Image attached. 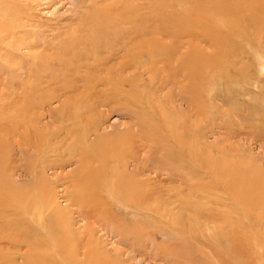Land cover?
Masks as SVG:
<instances>
[{
  "label": "rangeland",
  "instance_id": "374dc122",
  "mask_svg": "<svg viewBox=\"0 0 264 264\" xmlns=\"http://www.w3.org/2000/svg\"><path fill=\"white\" fill-rule=\"evenodd\" d=\"M97 1L0 0L8 26L0 27V264H235L239 255L264 264V55L250 48L248 30L216 42L227 28L215 19L207 37L200 0ZM106 4L134 7L131 21L152 29L141 42L153 39L151 68L147 47L137 49L136 69L129 55L81 56L85 47L121 51L107 23L97 26L114 16ZM20 38L36 42L35 54L14 48ZM193 52L205 61L196 89L178 68L187 55L201 62ZM96 59L121 84H83ZM130 123L133 137L107 140L103 156L94 150L89 168L79 164L86 131L93 141ZM26 132L41 135L39 149ZM184 243L193 258L175 254Z\"/></svg>",
  "mask_w": 264,
  "mask_h": 264
},
{
  "label": "bare ground",
  "instance_id": "6f19581e",
  "mask_svg": "<svg viewBox=\"0 0 264 264\" xmlns=\"http://www.w3.org/2000/svg\"><path fill=\"white\" fill-rule=\"evenodd\" d=\"M5 1H7V0H5ZM9 1V0H8ZM99 2H100V0H98ZM97 1V2H98ZM108 1H111V0H108ZM123 1V0H122ZM136 1V0H135ZM3 2V1H2ZM81 2V1H80ZM96 2V3H97ZM103 2V1H102ZM106 2V1H105ZM112 3V2H111ZM125 3H126V1H125ZM128 3V2H127ZM131 3V2H130ZM129 3V4H130ZM200 5L202 6V8H203V12L202 13H200L201 14V17H198V20L199 21H203V22H205V24L207 25V23H209L210 22V20H212V19H215V20H217V21H219V22H224V28L226 27L227 28V32H225V34H219L218 36H216L217 37V39H215L216 40V42L218 41L219 43H220V41H223V40H226L227 38H231V37H233V34L230 32V31H234L239 37H246L247 36V30H248V32L250 33L249 34V37H248V39H249V44H250V48H252L253 49V51L255 52V51H257V52H260V53H258V54H262V55H264L263 53H261V51H262V49H264V0H200ZM79 4V3H78ZM99 4V3H98ZM0 5H1V3H0ZM83 5H85V4H83ZM131 5V4H130ZM130 5H126V6H124V7H122L121 8V12H117V10H116V12H114V8L112 9V5H110V4H106L105 5V9H104V11H103V13L105 12V14H113L114 16H112V17H110L109 18V20L107 21V20H104V19H102V20H98L97 19V23H98V25H97V23H96V25L98 26V27H100L99 25H101L102 23H107L106 25L107 26H105V36L107 37V38H109V39H111V43L112 42H117V43H119L118 45H119V48H120V50L122 51H119L118 50V48L116 49L117 50V53H116V51H115V48L116 47H114L113 48V46H111V48L112 49H110V48H108L107 46H104V50H100L99 48V51H97L95 48H94V50H92V48H89V50H90V53H89V55L86 53V50H87V47H85V48H81V56H87V57H90L92 54H94L96 57H99V55L101 56V55H104V53L107 51V53L104 55V56H102V58H105V59H110L113 55H115V56H117V55H119V54H123V56H130L131 58H130V61L132 62L131 64H132V66L136 69V67L138 66V62H139V57H140V55H141V53L139 52V51H141V49L142 48H144V47H147V51H148V53H149V57L151 58L150 59V65H149V68H151L152 66H153V63L155 62V57H154V50H153V47H152V44H150V42L152 43V40H151V38H150V42H145L146 44H144L143 46H141L142 45V40L144 39V35L146 36V33L148 32V35L152 32V29L151 28H148V29H146V27H145V25H144V23H142L141 22V24L137 21H135V22H132L131 21V17H133V15L136 13V11L134 12V7H130ZM95 6V5H94ZM93 6V7H94ZM132 6H133V4H132ZM135 6V5H134ZM216 8H215V7ZM100 7V6H99ZM96 8V7H95ZM209 8V9H208ZM11 9V8H10ZM117 9V8H116ZM138 9V8H137ZM205 9H206V11H205ZM8 10V9H7ZM6 10V11H7ZM98 10V9H97ZM132 10H133V12H132ZM4 11H5V8H4ZM4 11H2V12H4ZM10 11V10H9ZM18 11H19V9H18ZM91 11V10H90ZM100 11V10H99ZM209 11H211V12H209ZM214 11V12H213ZM11 12V11H10ZM17 12V11H16ZM28 12H30V11H28ZM93 13V12H92ZM91 13V14H92ZM97 13V12H96ZM4 14L5 15H7V12H5V13H0V27H1V30L3 31V29L4 30H8V26H6V23H4V18H5V16H4ZM12 14H13V12H12ZM16 14V13H15ZM93 15V14H92ZM3 16H4V18H3ZM10 16V15H9ZM8 16V17H9ZM12 16V15H11ZM14 16V15H13ZM12 16V17H13ZM32 15H30L29 17H31ZM90 16V15H89ZM98 16V15H97ZM97 16H96V18H97ZM115 16H118V17H115ZM200 16V15H199ZM7 17V18H8ZM17 17V16H16ZM187 17V16H186ZM213 17V18H212ZM19 18V17H18ZM88 18V17H87ZM6 19V18H5ZM15 19V18H14ZM13 19V20H14ZM22 19V18H21ZM31 19V18H30ZM88 19H90V18H88ZM16 20V19H15ZM85 20H87V19H85ZM93 20V19H92ZM190 20H192L191 22H190ZM190 20L187 22L188 24H195V23H197L196 21H195V18L192 16V14H191V16H190ZM12 21V20H11ZM10 21V22H11ZM25 21V20H24ZM91 21V19L89 20V22ZM198 21V22H199ZM13 22V21H12ZM89 22H87V23H89ZM7 23H9V22H7ZM17 23V22H16ZM93 23V22H92ZM94 23H95V20H94ZM94 23H93V25H94ZM176 23V25L175 24H173L172 26H174V27H172V29L173 30H171V31H174V32H172V36H174V38H177L178 37V34H179V32H181V31H179V29L177 28V25H179L177 22H175ZM183 23V22H182ZM187 23H183V25L184 24H187ZM13 24H15V23H13ZM12 24V25H13ZM143 24V27H144V29H143V27L141 26ZM188 24H187V26H188ZM211 24V23H210ZM91 25V24H90ZM103 25V24H102ZM182 25V26H183ZM190 25V26H191ZM201 25H203V23H201ZM217 25H218V22H217ZM245 26V29H239L238 27H242V26ZM15 26V25H14ZM18 26V25H17ZM89 26V25H88ZM185 26V25H184ZM189 26V27H190ZM208 26V25H207ZM211 26V25H210ZM210 26H208L207 27V31L209 32V33H207V31L205 32L206 34H207V37L209 36V37H211L212 35V32H211V29L213 30V34H214V32H216V29L215 28H213L212 26V28H209ZM16 27V26H15ZM90 27H92V26H90ZM98 27H96V28H98ZM141 27V28H140ZM171 27V26H170ZM188 27V28H189ZM215 27V26H214ZM217 27V26H216ZM3 28V29H2ZM17 28H19V27H17ZM26 28V27H25ZM33 30H35V28H36V25L34 24L33 25ZM184 28H186V27H184ZM225 28V29H226ZM21 29V28H20ZM101 28H99V30H100ZM182 29V28H181ZM187 29V28H186ZM205 29V28H204ZM219 29V28H218ZM0 30V31H1ZM13 30V29H12ZM91 30V32H92V29H90ZM107 30V31H106ZM192 30V29H191ZM14 31V30H13ZM21 31V30H20ZM95 31V30H94ZM183 31V30H182ZM186 31V30H185ZM202 32V31H201ZM218 32V31H217ZM3 33H4V31H3ZM11 33V32H10ZM87 33H89L90 34V32L89 31H87ZM86 33V34H87ZM17 34H18V32H17ZM20 34V33H19ZM5 35V34H4ZM10 35V34H9ZM16 35V34H15ZM137 35H138V38H137ZM151 35V34H150ZM149 35V36H150ZM170 35H171V33H170ZM211 35V36H210ZM214 35H216V34H214ZM220 35H222V36H220ZM101 36V35H100ZM12 37H14V36H12ZM20 37V36H19ZM180 37V36H179ZM5 38V37H4ZM86 42H84V43H82L81 45L82 46H84V45H86L87 44V46L88 45H90V38H89V35H87L86 36ZM92 39V43H93V45H95L96 44V42H97V40H94L93 38H91ZM81 40V39H80ZM3 41V40H2ZM207 41H208V39H207ZM256 41V42H255ZM224 42V41H223ZM8 44H9V42H7ZM6 43V44H7ZM14 43V42H13ZM108 43H110V41L108 42ZM110 43V45H112ZM214 43H215V41H214ZM1 44V43H0ZM257 44V45H256ZM105 45H107V44H105ZM155 43H154V48H155ZM221 45V44H220ZM219 44H218V46H220ZM2 46V45H1ZM14 46V48L16 49H21V50H23V49H31V50H28L29 51V54L28 55H30V54H33L37 49H38V45L36 44V42H34L33 40H30V41H25L23 38L21 39H19L18 41H17V43L15 44V45H13ZM96 46H98V44H96ZM115 46H117L116 44H115ZM164 46V45H163ZM194 46V45H193ZM157 47H160V45L159 46H157ZM163 48H165V47H163ZM258 48L260 49V51H258ZM26 49V50H27ZM44 49L45 48H43L42 49V52L44 51ZM139 51H138V50ZM160 49H162V47L160 48ZM119 51V52H118ZM32 52V53H31ZM93 52V53H92ZM262 52H264V51H262ZM2 53V52H1ZM119 53V54H118ZM174 53V52H173ZM35 54V53H34ZM192 54H194L195 56H196V60L197 61H201L200 63H197V62H193V61H189V56L190 55H187L188 56V60L186 59H182L181 60V65H179V69L181 70V71H184V72H186L187 71V73H186V76L188 75L189 76V79L191 80V82H192V80H193V87H195V85H197L199 88H200V86H201V84H200V81L202 80L201 79V76H202V74H201V63L203 62V63H205V61L203 60V59H201V58H203V56L201 55V53L200 52H198V53H192ZM8 56H9V54H7ZM6 55V56H7ZM11 55V54H10ZM119 57V56H118ZM122 58V57H121ZM129 58V57H128ZM155 58V59H154ZM199 60H198V59ZM89 59V58H88ZM87 59V60H88ZM99 59V58H98ZM98 59H96V61H97V67H95V68H93V69H90L91 68V65H90V67H87L86 68V77H84L85 79L83 80V84H86V85H97V84H102V85H118V82H119V84H121V82L119 81V79L118 78H116V77H111L110 78V76H104L103 74H102V72H99V70L101 69L100 68V64L99 63H101V62H99L98 61ZM113 59V58H112ZM171 60V59H170ZM103 63H104V60H101ZM114 62V61H113ZM118 63H120L121 65H122V60L120 59L119 61H117ZM125 62V61H124ZM174 62V61H173ZM124 64V67H125V65L127 64V62H126V64L125 63H123ZM173 64V63H172ZM115 66V65H114ZM117 66V65H116ZM111 67V66H110ZM172 67V66H171ZM118 68V67H117ZM122 68V67H121ZM112 69V68H111ZM148 69V68H147ZM171 69V68H170ZM174 69V68H173ZM208 69H210V68H208ZM103 70V69H102ZM113 71H114V69H112ZM116 70V69H115ZM168 70V69H167ZM172 70V69H171ZM107 71V70H106ZM108 72V71H107ZM115 72V71H114ZM119 72V71H118ZM70 73V72H69ZM81 73V72H80ZM170 73V72H169ZM174 73V72H173ZM57 74V73H56ZM77 74V73H76ZM122 74V73H121ZM95 75V76H94ZM170 75V74H169ZM176 74H173V77L175 76ZM118 76V75H117ZM121 76V75H120ZM50 77V76H49ZM65 77V76H64ZM71 77V76H70ZM83 77V76H82ZM107 77H109V78H107ZM74 78V77H73ZM124 78V77H123ZM123 78H121V79H123ZM55 79H57V77H55ZM75 79V78H74ZM74 79L72 80V78H69L68 79V81L66 82L68 85H71V87H72V85H76V81H74ZM136 79V78H135ZM37 80V79H36ZM82 80V79H81ZM79 81V80H78ZM123 81H126V78H124L123 79ZM122 81V82H123ZM129 81H131V80H129ZM128 82V81H127ZM29 83V82H28ZM27 83V84H28ZM81 83V82H80ZM63 84V83H62ZM65 85V84H64ZM78 85V84H77ZM195 89H196V87H195ZM189 90V89H188ZM186 91H187V89H186ZM190 91V90H189ZM191 92V91H190ZM114 93V92H113ZM118 94V93H117ZM113 95V94H112ZM79 99V98H78ZM112 99V98H111ZM197 99V98H196ZM89 100V99H88ZM69 101H71V100H69ZM104 101V100H103ZM103 101H101V105H104L105 104V102H103ZM115 101H116V99H115ZM112 102H114L113 100H112ZM112 102H109V104H107L108 106H109V109L110 110H113V109H118V108H116L115 106H113L112 104H110V103H112ZM99 104H100V102H99ZM66 105V104H65ZM67 106V105H66ZM94 107V106H93ZM66 108H68V107H66ZM95 108V107H94ZM124 108V107H123ZM65 108H63V110H64ZM125 110H127L126 108H125ZM62 111V110H61ZM94 112V111H93ZM95 113V112H94ZM93 113V114H94ZM98 113V112H97ZM77 114V113H76ZM76 117V116H75ZM90 117V116H89ZM95 121V120H94ZM91 122V121H90ZM136 122V121H135ZM138 122V121H137ZM33 125V124H32ZM81 125V124H80ZM140 126H142L141 124H140ZM98 127V128H97ZM129 127H131V129L130 128H128V130L127 131H125V132H116L114 135H105V136H102V134H95V139L93 140V141H90L89 140V138L91 137L90 136V132H88V131H86L85 133H84V139H83V142L82 143H84V147H83V149H82V154H81V157L78 159L79 161V164H82V167L83 168H85L86 166H89L88 164H90V158L92 157V153H94V150H97V151H99V154L98 155H100V156H103V154H104V151H107L106 150V147H105V145L102 147V144H104L107 140H108V142L109 143H115L116 141L118 142V145L119 144H122V141H123V138H126V139H129V137L131 138V137H133V135H134V128L132 129V127H133V123H130L129 124ZM93 132H97L98 131V129H99V126H93ZM143 128V127H142ZM145 130H146V128H145ZM27 131V130H26ZM144 131V130H143ZM99 133H102V132H100V131H98ZM26 133H28V132H26ZM141 133V132H140ZM158 135V134H157ZM40 137V138H39ZM26 138V140H27V142H30L31 144H33V147H36V148H40V143L38 144L37 142H38V138L39 139H41V135L39 134V135H37V139L35 138V137H33L30 133H28L27 134V136L25 137ZM32 138V139H31ZM115 140V142H113ZM80 141V140H79ZM78 141V142H79ZM181 142H183L182 140H181ZM26 143V142H25ZM24 143V144H25ZM31 144H30V146H31ZM81 144H79V146H80ZM32 147V146H31ZM100 147H101V150H100ZM114 147V146H113ZM38 148V149H39ZM109 148V150H112L111 149V147H108ZM74 150H75V148H74ZM72 151V150H71ZM95 154H97V153H95ZM112 154V153H111ZM80 155V154H79ZM73 156V155H72ZM110 156V155H109ZM176 156V155H175ZM2 157V156H1ZM172 158H174V155H173V157ZM94 161V160H93ZM171 161V160H170ZM77 162V163H78ZM102 163V162H101ZM169 163V162H168ZM129 164V163H128ZM120 165V164H119ZM168 165V164H167ZM174 165H175V162H170V166L172 167V170H173V168H174ZM180 165V164H179ZM125 166V165H124ZM165 166V165H164ZM175 166H177V165H175ZM181 166V165H180ZM35 167V166H34ZM94 167V166H93ZM106 167V166H105ZM86 168H89V167H86ZM125 168V167H124ZM176 168V167H175ZM153 169V168H152ZM78 170V169H77ZM168 170H170L169 169V166H168ZM7 171V170H6ZM102 171V170H101ZM104 171V170H103ZM137 172H138V175H139V173H140V171L138 170V169H135V171H134V174L136 175L137 174ZM232 172V171H231ZM98 173H99V171H98ZM81 174V173H80ZM84 174H86L87 175V173H84ZM90 175V174H89ZM179 175V174H178ZM177 175V176H178ZM96 176H98V175H96ZM95 176V177H96ZM100 176H101V174H100ZM104 177V176H103ZM183 177V176H182ZM78 178V177H77ZM5 179V178H4ZM8 179V178H7ZM181 179V178H180ZM183 180H184V178H183ZM87 181V180H86ZM90 181V180H89ZM112 181V180H111ZM188 181V180H187ZM88 182V181H87ZM32 183V182H31ZM34 183V182H33ZM12 184V183H11ZM31 187V186H30ZM33 187V186H32ZM15 188V187H14ZM112 188V187H111ZM121 188V187H120ZM122 189V188H121ZM10 190V189H9ZM15 191V190H14ZM129 192H130V190H128ZM209 191V190H208ZM120 192V191H119ZM248 192V191H247ZM110 194H113V192H112V189H111V191H110ZM126 194V193H125ZM126 197H128L127 195H126ZM139 200V199H138ZM137 202V201H136ZM240 237V236H239ZM235 238V237H234ZM238 240V239H237ZM240 240V239H239ZM239 242H242L241 240L239 241ZM234 243V242H233ZM237 244V243H236ZM235 244V245H236ZM237 246V245H236ZM181 247H182V249L180 250H176V252H175V254H177L178 256H182V257H184V258H188V257H194V255L192 254V253H190V249H191V247L192 246H189L188 244H186V243H184L183 245H181ZM244 247V246H243ZM235 249H237V248H235ZM235 249H234V251H235ZM229 252H231L230 250H229ZM235 255H236V252H235ZM234 255V256H235ZM240 256V255H239ZM239 256H237V262L235 263V264H241L240 263V259H241V256L239 257ZM235 258V257H234ZM229 258H224L223 260L225 261V262H227V264H232V263H228L229 262V260H228ZM244 263V262H243Z\"/></svg>",
  "mask_w": 264,
  "mask_h": 264
}]
</instances>
